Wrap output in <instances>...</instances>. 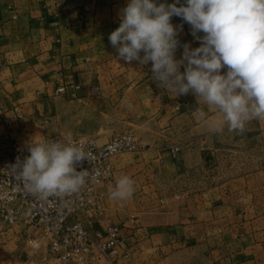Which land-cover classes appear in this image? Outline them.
<instances>
[{
	"label": "crops",
	"instance_id": "0c3cea01",
	"mask_svg": "<svg viewBox=\"0 0 264 264\" xmlns=\"http://www.w3.org/2000/svg\"><path fill=\"white\" fill-rule=\"evenodd\" d=\"M126 4L0 0V156L4 134L22 145L53 134L105 144L132 132L140 149L112 159L115 178L97 188L99 210L75 216L92 233L122 227L127 256L118 264H264V121L214 133L218 113L158 85L151 62L119 58L108 37ZM171 22L183 24L180 59L183 44L200 42L181 18ZM64 84L79 88L55 97ZM121 175L135 181L127 201L109 198ZM45 254L23 245L19 227L0 235V264H47Z\"/></svg>",
	"mask_w": 264,
	"mask_h": 264
},
{
	"label": "clouds",
	"instance_id": "9594fccd",
	"mask_svg": "<svg viewBox=\"0 0 264 264\" xmlns=\"http://www.w3.org/2000/svg\"><path fill=\"white\" fill-rule=\"evenodd\" d=\"M174 16L189 24L200 42L195 48L183 44L180 59L177 36L183 24L174 26ZM108 39L124 61L151 62L158 85L176 96L192 93L197 105L218 113L221 119L210 127L214 133L225 127L242 133L249 122L264 121V0H127ZM194 115L208 118L200 107ZM28 151L10 171L29 194L47 200L77 194L85 185L88 172L77 169L91 153L83 144L32 140ZM135 191V181L121 175L109 198L127 201Z\"/></svg>",
	"mask_w": 264,
	"mask_h": 264
},
{
	"label": "built area",
	"instance_id": "2783aa9c",
	"mask_svg": "<svg viewBox=\"0 0 264 264\" xmlns=\"http://www.w3.org/2000/svg\"><path fill=\"white\" fill-rule=\"evenodd\" d=\"M69 87L79 88L74 84L59 85L53 95L63 96ZM98 91L99 87H93L90 94ZM5 124L9 121L6 120ZM3 137L7 142L0 156V235L19 227L23 245L34 252L44 250L47 264H118L119 258L127 256L121 253L125 236L120 225L111 224L92 233L75 216L79 212L99 210L103 194L98 193L97 188L108 186L115 178L112 159L140 149L132 132L115 136L105 144H99L93 136L70 139L51 135L41 139L83 144L85 150L91 153V160L84 161L77 169L88 172L80 192L65 197L53 196L47 200L25 191L14 178L15 173L10 171L18 158L23 160L30 155L29 143L22 145L11 140L8 134Z\"/></svg>",
	"mask_w": 264,
	"mask_h": 264
},
{
	"label": "rangeland",
	"instance_id": "374dc122",
	"mask_svg": "<svg viewBox=\"0 0 264 264\" xmlns=\"http://www.w3.org/2000/svg\"><path fill=\"white\" fill-rule=\"evenodd\" d=\"M54 135V134H53ZM47 136V135H46ZM49 136H51V135H49ZM45 137V136H44ZM65 137V136H64ZM83 137V136H82ZM37 140H41V139H37ZM112 184V183H111ZM108 186H110V184L108 185Z\"/></svg>",
	"mask_w": 264,
	"mask_h": 264
}]
</instances>
